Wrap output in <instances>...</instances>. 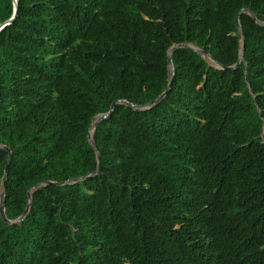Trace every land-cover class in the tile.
<instances>
[{
  "label": "trees",
  "instance_id": "trees-1",
  "mask_svg": "<svg viewBox=\"0 0 264 264\" xmlns=\"http://www.w3.org/2000/svg\"><path fill=\"white\" fill-rule=\"evenodd\" d=\"M242 7L264 21V0H18L0 29L5 216L95 168L93 116L161 92L172 43L235 62ZM237 17L238 64L174 48L157 103L95 124L97 173L0 217V264H264V26Z\"/></svg>",
  "mask_w": 264,
  "mask_h": 264
},
{
  "label": "water",
  "instance_id": "water-1",
  "mask_svg": "<svg viewBox=\"0 0 264 264\" xmlns=\"http://www.w3.org/2000/svg\"><path fill=\"white\" fill-rule=\"evenodd\" d=\"M17 3H18V0H12V11H11V14H10V16L8 18H6V19H4L3 21L0 22V29L4 25H6L9 22H11L13 20V18L15 17L16 10H17ZM241 11L249 13L258 24L264 26V21L257 19L255 17L254 13L252 11H250L248 8L242 7V8H240L237 11L236 16H235V25H236L237 30L240 32V44H239V50H238L237 59L235 60V62H233L232 64H222L219 61H217L212 56L211 53L204 52L201 48L192 46L191 44H188V43H185V42L172 43L167 48L166 62H167V69H168V78H167L166 85L162 89L161 92H159L152 100L147 101V102L142 103V104H134V103L126 101L125 99H122V98L114 99V100H112L110 102L109 107H108V109L106 111L96 113L93 116L92 120L89 123L86 135H87V140H88L89 144L92 146V148L94 150V153H95V158H96L95 168L92 171H89V172H87L85 174L72 176V177H69V178H67L65 180L54 181V180H50V179H43V180H40V181L32 184L26 190L27 201H26V204H25L23 210L21 211V213L19 215H17L14 218H7L5 216V213H4L5 179H6V172H7L8 162H9V159H10V156H11V151H10V148L8 146L0 143V148H3V149L8 151L6 159H5V163L3 165L2 173H1V176H0V217H1V219L4 220L5 222H8V223L19 222L22 219V217L25 215L27 210H28V207H29V204H30V200H31V194H30L31 190L35 189L38 186H41V185H44V184H49V183H54V184L71 183V182H74V181H77V180L86 179L89 176L97 173L98 170H99L100 161H99V155H98V151H97V148H96V145H95V141H94V139L92 137V131H93L94 127H95V124L101 118H104V117H107V116L110 115L111 111L113 110L114 103H116V102H122V103L128 104V105H130L131 107H133L135 109H144V108H147V107L157 103L166 94L167 90L169 89V87L171 85V78H172V73H173V63L171 61L170 54H171V51L174 48L179 47V46H190L194 50L199 52L200 54H204L206 56V58L208 59V61L214 66L221 67V68H228V69H231V68L235 67L238 64L239 60L241 59V54H242V51H243V48H244V38H243V34L241 32V28H240V25H239V22H238V17H237L238 13L241 12Z\"/></svg>",
  "mask_w": 264,
  "mask_h": 264
}]
</instances>
